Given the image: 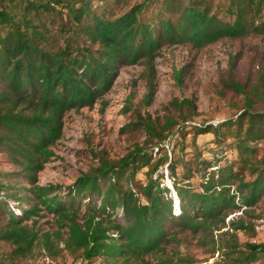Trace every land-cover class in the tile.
<instances>
[{
    "label": "trees",
    "instance_id": "1",
    "mask_svg": "<svg viewBox=\"0 0 264 264\" xmlns=\"http://www.w3.org/2000/svg\"><path fill=\"white\" fill-rule=\"evenodd\" d=\"M247 39L263 44L232 55L214 86L233 116L193 125L198 112L189 98L170 100L155 117L141 113L155 100L165 48L190 45L199 53ZM131 66L143 68L146 93H131L124 107L126 155L111 160L92 152L95 165L71 186L40 185L68 113L94 108ZM195 70L196 58L175 70L177 85L193 80ZM176 132L192 135L189 160L184 144L180 155L166 149ZM207 134L214 139L198 146ZM260 143L264 0H0V166L12 168H0V264L64 253L102 264H194L180 256L187 238L208 254L222 252L223 264H264V243L238 236L256 237L245 219L264 196ZM165 165L172 189L158 173Z\"/></svg>",
    "mask_w": 264,
    "mask_h": 264
},
{
    "label": "rangeland",
    "instance_id": "2",
    "mask_svg": "<svg viewBox=\"0 0 264 264\" xmlns=\"http://www.w3.org/2000/svg\"><path fill=\"white\" fill-rule=\"evenodd\" d=\"M132 5L134 2L131 3ZM122 11L119 10L118 13ZM260 39H247L240 41H221L210 45L199 53L190 45H178L165 48L162 55L157 60V93L153 105L141 113L146 116L148 112L153 117L161 115V107L174 98L183 100L189 98L195 100L198 116L193 125L213 124L217 125L236 112L228 100L217 98L214 92V86L217 84L218 70L225 69L228 66L230 58L237 52L243 51L250 53L249 49L254 46L262 45ZM196 58V70L193 72V80L185 79V86L179 87L176 80V71L186 64L193 62ZM143 72L141 66L124 67L113 88L107 93L103 100H100L92 109L85 108L79 112L71 111L65 117L62 139L54 148L55 159L46 165L45 169L39 173V183L42 186L58 185L63 187L71 186L91 166L95 165L93 153L98 156L106 157L111 160H118L126 155L130 144L126 140V135L121 134L122 128L129 123L130 113L124 114L126 101L131 93H136L142 98L146 93L145 82L140 79ZM192 125V126H193ZM190 129V127H188ZM214 139L213 134H207L198 138V146ZM166 146L169 154L172 149L178 152V145L184 144L186 155L184 158L189 160L192 152L195 150L192 143V135L186 139L176 132ZM260 148L264 143L259 144ZM234 152L228 154V160L235 157ZM206 159H212L213 154L205 151L203 155ZM224 165V161L220 166ZM1 170H11L8 165L0 166ZM146 170L142 171L138 178L144 180ZM168 165L159 169V174L163 173L164 180L162 184L172 189L171 179L169 178ZM181 172V168L177 170ZM158 175V174H157ZM249 179V175H247ZM197 184L199 179L195 176L192 181ZM249 215L245 219L247 223L252 224L256 237L249 239L246 234L238 233L240 242L264 243V196L261 201L253 208L248 209ZM241 212L230 215V219L237 218ZM51 220V217L43 220ZM225 231V230H223ZM232 232V231H231ZM216 234H218L216 232ZM10 249V246L3 245V252ZM207 247L202 246L197 240L187 238L180 248L181 257H191L194 264H223L225 258L222 252L215 255L208 254ZM19 264H102L99 259L95 261H85L80 255H69L64 253L57 259H51L41 256L30 261H24Z\"/></svg>",
    "mask_w": 264,
    "mask_h": 264
}]
</instances>
